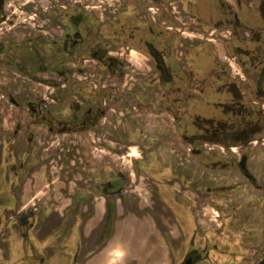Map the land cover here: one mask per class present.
<instances>
[{
  "label": "flooded vegetation",
  "instance_id": "flooded-vegetation-1",
  "mask_svg": "<svg viewBox=\"0 0 264 264\" xmlns=\"http://www.w3.org/2000/svg\"><path fill=\"white\" fill-rule=\"evenodd\" d=\"M120 4L123 18L106 23L84 7L65 12L61 37L25 56L48 73L34 79L55 105L22 92L9 103L29 121L0 120V185L10 191L0 195V264H116L162 241L172 264H264V0ZM104 124L127 145V174L59 166L56 183L54 165L19 144L37 140L32 127L55 136ZM166 141L187 147L174 169L163 164ZM118 241L127 248L115 259Z\"/></svg>",
  "mask_w": 264,
  "mask_h": 264
},
{
  "label": "rangeland",
  "instance_id": "rangeland-1",
  "mask_svg": "<svg viewBox=\"0 0 264 264\" xmlns=\"http://www.w3.org/2000/svg\"><path fill=\"white\" fill-rule=\"evenodd\" d=\"M122 2L124 0H4L2 12L4 16L1 18L3 22L0 23V120L5 118L6 122H8V120L13 119L12 124L9 121L11 126L18 121H21L23 125L29 121V116L22 107L15 108L9 103V98L18 99L22 92L26 94L33 93L36 99L41 94L47 97L45 100L47 104L55 105L50 96L52 87L34 79H44V77L49 76L48 73H43V71L33 68L25 59L26 55L34 47H37L42 52L43 47H49V41L52 38L58 40L61 37L65 29L64 25L67 23L65 12L71 13V11L80 10L84 7L86 11L91 13V21L106 23L113 16L118 19L120 17L123 18L124 13L121 11L123 6L120 4ZM113 11L117 12L116 15ZM157 22L159 21L157 20ZM215 44L218 46L219 53H222L218 38ZM135 54L130 53V56L135 58ZM62 62H54L53 65L61 67L63 65ZM19 70L22 72L19 73ZM55 78H57L56 75ZM33 94L29 96L32 97L34 96ZM57 97L60 98L59 95ZM106 119L109 120L110 117ZM106 119L104 120L105 122ZM170 120L171 118L168 117V121ZM31 129L34 131L37 140L31 145H26L22 141L19 144H22L25 154L28 151V153L38 155L42 159L40 161L50 162L54 165V173L57 177L56 183H60L57 176L60 172L59 166L61 169L62 167L80 168L84 164L90 168L99 166L102 169L115 167L124 174H127L130 169L129 158L125 156L127 145L125 142L116 143L113 141L116 134L111 125H100L93 131L84 134L55 136L48 134L42 128L32 127ZM124 129L127 130L128 128ZM163 131L164 135H170L171 128L165 127ZM157 133L152 130L149 134ZM19 144L15 145V147L18 146V149L20 148ZM159 146H162V153H165L163 164L170 169H174L177 166L179 157L183 156L182 153L187 149L186 146H178L169 141L162 142V145ZM131 148L137 150L136 147L130 146L128 149L129 153L132 150ZM59 154L62 155L60 164H58L59 159L57 158ZM63 155L66 157V161H64ZM89 157L91 158L90 160ZM75 171L76 169H74L73 173ZM39 179V183L44 184V181L41 178ZM70 185L72 189L74 184L71 183ZM217 223L219 222L217 221ZM74 241L70 242V249H72ZM55 243L52 244L58 245L59 240L55 239ZM118 243L116 246L118 250L124 251L127 248L125 242L118 241ZM172 248H175V245H172ZM177 258H179V254ZM108 261L111 262L110 260Z\"/></svg>",
  "mask_w": 264,
  "mask_h": 264
},
{
  "label": "crops",
  "instance_id": "crops-1",
  "mask_svg": "<svg viewBox=\"0 0 264 264\" xmlns=\"http://www.w3.org/2000/svg\"><path fill=\"white\" fill-rule=\"evenodd\" d=\"M15 190H12L14 192ZM9 191L8 187L6 185H0V195L1 194H7ZM1 204V203H0ZM140 229L142 230V234L145 233L146 230L151 231L150 222L148 223L147 227V220H142L139 222ZM155 232V231H154ZM130 231L125 235V240L128 242L130 241ZM155 234L158 236V234L155 232ZM142 238L145 239V235H142ZM140 240V237H139ZM108 252V251H107ZM111 257L115 258V255H118V252H121L115 248H111L110 251ZM124 259L122 262H116V264H172V260L170 258V255L168 253L167 247L164 245V241H162L161 244H157L156 247H151L149 250L147 249V253H139L135 252L134 250H130L128 252H124ZM107 256L106 251L100 253L96 256V258H103ZM134 260L137 261L134 263ZM102 264V263H98ZM108 264V263H105Z\"/></svg>",
  "mask_w": 264,
  "mask_h": 264
},
{
  "label": "bare ground",
  "instance_id": "bare-ground-1",
  "mask_svg": "<svg viewBox=\"0 0 264 264\" xmlns=\"http://www.w3.org/2000/svg\"><path fill=\"white\" fill-rule=\"evenodd\" d=\"M135 53L136 52L134 50H131V54H135ZM128 155L131 156V157H138L139 156V152L137 150H135V149H132Z\"/></svg>",
  "mask_w": 264,
  "mask_h": 264
},
{
  "label": "water",
  "instance_id": "water-1",
  "mask_svg": "<svg viewBox=\"0 0 264 264\" xmlns=\"http://www.w3.org/2000/svg\"><path fill=\"white\" fill-rule=\"evenodd\" d=\"M184 264H190V260H189V259L186 260V261L184 262Z\"/></svg>",
  "mask_w": 264,
  "mask_h": 264
}]
</instances>
